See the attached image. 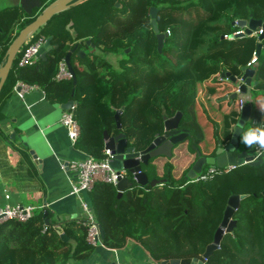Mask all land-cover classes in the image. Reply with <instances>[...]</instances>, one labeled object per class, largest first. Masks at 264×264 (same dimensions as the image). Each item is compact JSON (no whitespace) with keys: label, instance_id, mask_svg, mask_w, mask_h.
Here are the masks:
<instances>
[{"label":"trees","instance_id":"obj_1","mask_svg":"<svg viewBox=\"0 0 264 264\" xmlns=\"http://www.w3.org/2000/svg\"><path fill=\"white\" fill-rule=\"evenodd\" d=\"M150 5L158 7L159 30L169 29L160 52ZM118 11L122 14L119 21L114 19ZM26 15L18 4L0 8L2 61L11 40L36 14L21 20ZM250 17L264 19V0H81L39 27L35 33L51 35L52 47L45 59L40 57L31 65H18V52L0 94L20 80L36 84L53 102L75 100L69 109L80 127L74 142L96 159L104 156V130L109 135L123 131L128 144L142 149L164 132V116L176 110L182 111L179 126L190 133L197 131L194 137L203 142L204 152L213 149L214 153L218 140L231 137L240 112L227 110L229 114L221 120L222 134L219 127L215 137L202 140L194 112L197 87L214 77V86L207 91L211 95L219 91L215 101L233 90L234 84L218 76L224 70L240 74V66L246 65L256 49L257 37L243 34L225 38L223 34L240 28L233 20ZM88 38L94 47L86 43ZM77 41L79 45L70 56L76 76L73 83L71 76L59 78L57 74L66 51ZM79 48L85 50L83 56L77 53ZM263 48L253 75L257 80L254 86L262 92L255 95L251 120L243 126L236 151L245 147L241 143L244 133L264 129V109L256 104L264 99ZM108 52L117 56L115 61L109 59ZM122 106L118 128L114 113ZM150 160L143 164L148 178L166 177V181L154 185L134 182L119 196L115 185L101 180L89 190L90 207L104 231V246L116 249L135 242L153 264L191 256L206 264H264V160L257 165L238 164L205 180L187 177L189 165L175 179L169 162L164 163L162 173L158 169L151 174ZM231 193L246 194L233 213L236 224L207 258L201 257L213 240ZM56 224L47 207L36 208L26 221H0V264H73L90 256L95 246L86 239L85 224L78 219L59 221L66 240Z\"/></svg>","mask_w":264,"mask_h":264},{"label":"crops","instance_id":"obj_2","mask_svg":"<svg viewBox=\"0 0 264 264\" xmlns=\"http://www.w3.org/2000/svg\"><path fill=\"white\" fill-rule=\"evenodd\" d=\"M4 1L1 0L0 4ZM6 1L8 3L0 5V8L19 5V0ZM3 62L0 57V66ZM14 85L0 94V206L8 202L47 207L58 225L59 221L78 219L82 214L80 202L75 194L70 193V180L75 172L68 163L86 156V153L71 140L67 128L60 121L64 110L71 108L63 109L59 102L49 100L38 86L19 96L13 89ZM239 97L243 98L244 104L247 103L243 93H239ZM256 104L264 109V99H258ZM11 132L16 133L14 138ZM24 140L28 143L24 144ZM187 143H184L185 150L182 149L178 161L180 169H185L192 158L187 154ZM12 151L17 154L16 157L11 155ZM22 151L28 152V155ZM6 192L8 197H5ZM81 196L89 203V190L82 191ZM94 246L89 257L73 264H110L113 261L118 264H153L142 246L132 241L122 248L112 249L104 246L101 238V243Z\"/></svg>","mask_w":264,"mask_h":264},{"label":"water","instance_id":"obj_3","mask_svg":"<svg viewBox=\"0 0 264 264\" xmlns=\"http://www.w3.org/2000/svg\"><path fill=\"white\" fill-rule=\"evenodd\" d=\"M48 1V0H47ZM81 0H52L50 1L39 13L37 12L35 17L26 23L17 33V35L11 40L9 43L6 54L5 61L0 66V89L8 75L10 67L12 65L13 59L16 57L20 47L26 39V36L30 33L36 32L39 27L43 26L44 23L52 17L55 13L69 7L73 3H76ZM46 2V1H45ZM44 1L42 0H19V5L23 9V11L31 17L33 14L34 8H41L44 5ZM39 10V9H38ZM158 11V7L155 5H150L148 12L150 15L151 24L153 30L156 34L157 39V49L160 52L162 50V46L164 44V39L167 37V33L164 31H160L157 22H156V14ZM23 16L21 20L28 17ZM34 16V15H33ZM237 26L244 27L243 32L236 33V36L243 34H250L257 26H261L262 31L258 34L255 54L259 56L263 44L264 39V19L250 17L248 19L245 18H237L232 21ZM86 43L90 44L94 47V43L90 42V39H86ZM78 42H75L73 47L68 49L63 57V60L67 66L68 71L71 73L73 83L76 82V76L74 68L70 61L71 53L77 48ZM52 47L51 45V35L45 37L43 48L41 51V58L45 59L46 51ZM130 47L126 48V51L129 50ZM77 53L81 56L85 54V50L82 48L77 49ZM241 75L240 81H237L236 74L232 73L230 70H224L220 73L219 77L228 80L230 83L234 84V86H239V92L237 89L232 90L230 93L223 94L220 99L229 98L230 101L237 96L239 93H245L249 86L257 83V80L253 79V75L255 72V68L252 66L241 65L240 66ZM18 88V87H17ZM75 104V100L69 99L65 102L60 103V107L63 109L73 108ZM122 107L117 108L114 117L116 121V125L118 128L121 127L120 120V112L122 111ZM251 115V104L246 103L241 106L240 114L236 121V124L233 127V131L231 137L227 140L225 145L218 144L215 149L214 155H209L207 157L200 155V152L197 150L198 158L193 162L191 167H189L186 176L189 178H194L196 173L200 172L204 163L214 164L217 166H223L228 163L241 164L243 162L250 165L260 164L264 160V150L258 154L257 157L254 158V150L258 145H252L251 148L244 147L239 151H236L239 145V135L243 130V126L245 122L250 118ZM182 116L181 110H176L175 113L171 116H164L163 119V128L164 133L156 134V136L150 141V143L142 148L136 149L134 145L128 144L126 135L123 131H119L114 135H109L106 130L103 132L104 145L105 147L110 148V152L112 154L109 163L110 165L116 169L120 170L122 168L126 169V174L119 178L117 182V190L118 196L121 195L124 188L133 184L134 182L144 185L150 184L154 185L157 183H162L166 180V178H152L149 179L146 172L142 169V163L147 164L152 157L157 155H165L171 156L173 147L176 143L182 141L188 135V131L184 128L179 127V121ZM15 132H11V137L14 138ZM20 136V135H19ZM22 139L25 138L24 135L21 136ZM30 137H35V135H31ZM29 137V138H30ZM27 138V137H26ZM24 144L28 142L26 140L23 141ZM33 149L30 151L32 152ZM262 194L264 195V187L262 188ZM246 196L245 193H231L223 210V216L216 227L213 240L206 245L205 250L203 251L201 257H208L215 248H217L220 244L222 236L225 232L230 231L233 226L236 224L235 218H233V213L235 209L239 206L240 200ZM44 222L47 224L49 219L47 217V210L43 213ZM55 228L60 233L62 239H68L67 234L63 231L61 225H55ZM100 237L103 238L104 231L102 226L99 224ZM206 264L202 258L198 256L191 257H181V258H170L162 261V264ZM110 264H116L111 262Z\"/></svg>","mask_w":264,"mask_h":264},{"label":"built area","instance_id":"obj_4","mask_svg":"<svg viewBox=\"0 0 264 264\" xmlns=\"http://www.w3.org/2000/svg\"><path fill=\"white\" fill-rule=\"evenodd\" d=\"M244 28L240 27L239 29L231 32L224 33L223 37L225 38H233L236 36V33L243 32ZM262 31L261 26H257L250 34L256 35ZM166 33H169V29H167ZM45 40V36L43 33L36 34L35 32L30 33L26 36L25 41L19 49L18 56V65H31L39 60L41 57V51L43 48V43ZM1 51V47H0ZM18 54V53H17ZM257 57L255 54V50L252 52V56L247 61L246 66L255 67L257 62ZM71 73L68 71L67 66L62 60L59 66V72L57 77H69ZM36 84H29L23 81L18 80L14 85L13 89L19 96H23V93L28 89L36 87ZM18 87V88H17ZM237 91L239 92V86H236ZM239 106L241 107L244 104L243 98L239 97L238 99ZM61 123L67 128V133L72 141L78 137L80 132L79 123L74 117L73 113L70 110H64L60 118ZM264 149L256 146L254 150V158L258 156L261 151ZM112 154L110 152V148L105 147L104 156L102 158L96 159L91 155H86L82 158H75L69 161L68 166L71 170L75 172V175L71 178L70 184L71 189L70 193L75 194L80 202L81 206V215L78 218V221L85 224L87 226L86 239L92 245H97L101 243L100 231H99V223L97 222L94 213L89 205V203L82 198L81 192L85 190H90L94 183L98 180L105 181L111 183L113 185H117V182L120 177L126 174V169L122 168L120 170L114 169L109 160ZM245 163V162H243ZM238 164L228 163L223 166H217L214 164H210L207 168L202 169L200 172L196 173L194 180L198 179H209L213 177L215 174L224 171L225 169L234 168ZM115 177V179H114ZM9 193H5V197H8ZM36 206L33 204H23V203H8L6 202L4 205L0 206V221L6 219H16L18 221H26L29 219L35 210ZM118 264V263H116Z\"/></svg>","mask_w":264,"mask_h":264},{"label":"rangeland","instance_id":"obj_5","mask_svg":"<svg viewBox=\"0 0 264 264\" xmlns=\"http://www.w3.org/2000/svg\"><path fill=\"white\" fill-rule=\"evenodd\" d=\"M7 3H8V1H6V0L4 2H2L3 5H5ZM2 4H0V5H2ZM34 10H36V8H34ZM34 10H33V13H34ZM16 28H17V26H16ZM82 30L85 32V29H82ZM72 31L75 32V30H73V29H72ZM78 41H80V40H78ZM262 42H263V44H262V48H263L264 47V39ZM81 46H85L84 43L81 44ZM108 56H109V59L112 61H115L117 58V56L112 52H108ZM240 75H241V73L236 74L237 81H240ZM218 79H216V80L219 81ZM214 80H215L214 77H210L206 81L199 83L198 87H197L198 90H197L196 97H195L194 112L197 115L196 120L198 121L197 125L199 127L198 133L201 134V129H202V133H203L202 140H204L208 137H213V135L215 137V135H217V133L219 132L218 131L219 127L221 128V134H222V124L223 123L221 122V120L223 119V117H225L224 114L227 113L226 116L229 114L227 110L232 109V110H234V112H240V106L238 104V95L235 96L231 101L229 98L223 99L221 101H215V99L218 98V97L215 98V96L217 95V93L219 91H217V92L214 91L213 95L208 93L207 90L209 89V87L214 86ZM207 87H208V89H207ZM257 92L258 93L262 92V90L257 89L254 86V84H252L251 86L248 87L247 91L245 93H243L245 95V99H246L245 101L252 105L251 115L253 114V105H254V100L256 97L255 95L257 94ZM220 97H219V99H220ZM248 120H251V119L249 118ZM226 129L227 128H225L223 135L225 134V132H227ZM195 133H197V131L192 130L191 133L189 134L188 138L186 137L185 140H187V141L191 140V142H192L195 138L194 137ZM182 142L180 141L174 145L171 157L165 156V155H157V156L151 158L152 159V160H150V165H151L150 168L152 169L151 174L153 173L154 170L157 171L159 168L161 169V173H162L164 168H165L164 163L169 162L172 165V169H171L172 176L175 179L176 178L179 179L181 177V173L184 169L179 168L178 161L181 159L182 149L185 150V146ZM202 145H203V142H200L196 139L193 143L190 144V146L187 145L186 150L190 155L192 153L194 154V150H192L193 148H196V149L198 148V149H200V151L202 153H204V149L202 148ZM212 152H213V149H210L205 154H209ZM22 153L25 155H28V152L22 151ZM11 155L13 157L17 156V154L13 151H12ZM192 155H191V157L194 158V156H192ZM162 160H163V162L161 163ZM203 168H207V163H205L203 165ZM176 171H179V172L176 173ZM187 171H186V173H187ZM164 178H166V177H164Z\"/></svg>","mask_w":264,"mask_h":264},{"label":"clouds","instance_id":"obj_6","mask_svg":"<svg viewBox=\"0 0 264 264\" xmlns=\"http://www.w3.org/2000/svg\"><path fill=\"white\" fill-rule=\"evenodd\" d=\"M262 107H264V105H262ZM241 143L248 148H251L252 145H258L259 148L264 149V129H250L241 136Z\"/></svg>","mask_w":264,"mask_h":264},{"label":"flooded vegetation","instance_id":"obj_7","mask_svg":"<svg viewBox=\"0 0 264 264\" xmlns=\"http://www.w3.org/2000/svg\"><path fill=\"white\" fill-rule=\"evenodd\" d=\"M42 1H44V5L41 7V8H36V10H34V13H39L50 1H52V0H42ZM46 1V2H45ZM79 2V1H78ZM77 3V2H76ZM76 3H73V4H76ZM72 4V5H73ZM115 4L116 5H119V2H115ZM71 6V5H70ZM68 8V7H67ZM39 9V10H38ZM33 13V14H34ZM122 17V14H121V11H118V13H115V16H114V19L115 20H118L119 21V19ZM117 23V21H115V24ZM179 127H181V128H184L185 130H187L184 126H179ZM188 131V130H187ZM162 133H164V132H162ZM162 133H160V134H162ZM189 134H190V132L188 131V135L186 136L187 138H188V136H189ZM186 138H184L181 142L184 144L185 142H188L187 144H188V146H190V144L191 143H193L194 141H192L191 142V140H189V141H187V140H185ZM194 140H195V138H194ZM227 143V141H224V142H221L220 140H218L217 141V146H218V144H223V145H225ZM217 146H216V148H217ZM174 148V147H173ZM197 150H198V148L196 149V148H194V154L192 155V156H194V158H191L190 159V161H189V163H188V165H189V167H191V165L193 164V162L198 158V155H197ZM215 150V149H214ZM199 152H200V155H203V156H205V157H207V156H209L208 154H205L206 152H204V153H202L200 150H198ZM187 154H189L188 152H187ZM190 155V154H189ZM212 155H214V153L212 154ZM205 164V163H204ZM203 164V165H204ZM189 167H188V169H189ZM202 169H203V166H202ZM201 169V170H202Z\"/></svg>","mask_w":264,"mask_h":264}]
</instances>
